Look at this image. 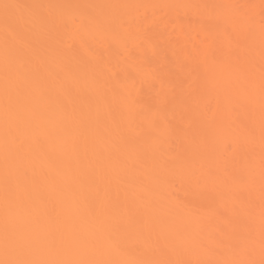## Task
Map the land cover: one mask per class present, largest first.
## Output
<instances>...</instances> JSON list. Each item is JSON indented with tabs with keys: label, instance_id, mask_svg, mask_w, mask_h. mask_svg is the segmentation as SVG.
<instances>
[{
	"label": "bare ground",
	"instance_id": "1",
	"mask_svg": "<svg viewBox=\"0 0 264 264\" xmlns=\"http://www.w3.org/2000/svg\"><path fill=\"white\" fill-rule=\"evenodd\" d=\"M0 264H264V0H0Z\"/></svg>",
	"mask_w": 264,
	"mask_h": 264
}]
</instances>
